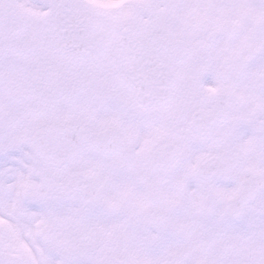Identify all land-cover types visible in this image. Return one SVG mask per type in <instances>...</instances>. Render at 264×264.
Instances as JSON below:
<instances>
[{
  "label": "snow or ice",
  "instance_id": "obj_1",
  "mask_svg": "<svg viewBox=\"0 0 264 264\" xmlns=\"http://www.w3.org/2000/svg\"><path fill=\"white\" fill-rule=\"evenodd\" d=\"M0 264H264V0H0Z\"/></svg>",
  "mask_w": 264,
  "mask_h": 264
}]
</instances>
